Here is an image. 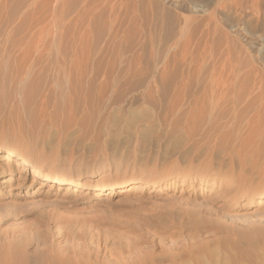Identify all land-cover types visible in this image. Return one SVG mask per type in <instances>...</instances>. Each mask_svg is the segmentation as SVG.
Returning <instances> with one entry per match:
<instances>
[{"label":"rangeland","instance_id":"rangeland-1","mask_svg":"<svg viewBox=\"0 0 264 264\" xmlns=\"http://www.w3.org/2000/svg\"><path fill=\"white\" fill-rule=\"evenodd\" d=\"M93 1L0 0V149L15 148L44 171L78 178L82 184L74 189L42 183L29 169L21 171L16 160L5 161L2 151L0 264H214V258L219 264H264V96L254 101L261 111L255 106L246 112L249 119L254 110L255 116L260 114L253 118L262 124L254 121L253 127L261 133L256 127L254 134L246 131L249 119L243 115L237 140L229 129L195 136L185 131L180 150L141 161L103 150L105 138H98L97 129L84 140L94 143L93 148L65 150L61 137L66 130L56 126L61 121L49 124L52 111L38 99L35 104L22 100L18 80L28 41L40 35L68 41L73 19L90 21L95 13L99 19L92 22L104 23L109 10L105 7L106 17L100 10L91 15L105 6ZM260 6L264 14V0ZM228 34L230 61L246 69V86L255 90V76L261 74L264 81L260 41ZM106 115L101 123L109 131ZM54 126L61 133L48 145L45 130ZM108 183L121 187L91 190Z\"/></svg>","mask_w":264,"mask_h":264},{"label":"bare ground","instance_id":"bare-ground-1","mask_svg":"<svg viewBox=\"0 0 264 264\" xmlns=\"http://www.w3.org/2000/svg\"><path fill=\"white\" fill-rule=\"evenodd\" d=\"M101 1L105 5L103 10L96 6L98 10L90 12L92 15L106 7L110 16L104 23L92 22L98 13L90 17L92 23L87 21L89 13L84 15L87 19L84 22L75 16L79 22L70 21L68 41L55 35H40L39 39L26 41L21 54L17 80L22 100L34 103L38 99L41 107L52 111L49 124L61 121V125L55 124L60 130H66L61 146L75 153L91 149L94 143L85 144L84 140L97 129L98 138H105L100 145L103 150L113 156L120 153L141 161L180 150L185 131L195 136L229 129L237 140V133L241 132L239 118L244 115L249 119L247 108L256 106L261 111L254 101L262 100L264 81L261 74L254 75L256 78L251 84L257 93L251 96L255 90L246 86V69L237 68L230 61L232 49L228 45V33L260 41L264 55L261 0ZM246 9L250 17L246 16ZM138 98L144 102L135 106ZM106 114L110 117L109 131L101 123ZM254 114L244 127L250 134L256 127H253L254 121L262 124L253 118ZM259 115L256 116L260 118ZM57 128L45 130L48 145L54 143L56 135L60 136ZM3 159L8 163L16 160L21 171L29 169L30 175L42 183L82 187L80 179L46 172L15 148L5 149ZM120 187L121 184L115 183L95 184L91 190L102 193ZM213 261L220 263L215 258Z\"/></svg>","mask_w":264,"mask_h":264}]
</instances>
